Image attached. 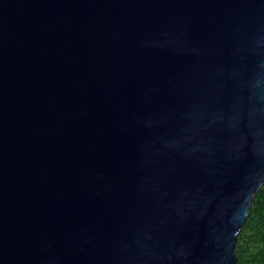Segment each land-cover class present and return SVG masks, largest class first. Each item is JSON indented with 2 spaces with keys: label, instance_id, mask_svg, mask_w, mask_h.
<instances>
[{
  "label": "water",
  "instance_id": "obj_1",
  "mask_svg": "<svg viewBox=\"0 0 264 264\" xmlns=\"http://www.w3.org/2000/svg\"><path fill=\"white\" fill-rule=\"evenodd\" d=\"M264 183V0H0V264H237Z\"/></svg>",
  "mask_w": 264,
  "mask_h": 264
},
{
  "label": "trees",
  "instance_id": "obj_2",
  "mask_svg": "<svg viewBox=\"0 0 264 264\" xmlns=\"http://www.w3.org/2000/svg\"><path fill=\"white\" fill-rule=\"evenodd\" d=\"M237 264H264V183L253 197L235 242Z\"/></svg>",
  "mask_w": 264,
  "mask_h": 264
}]
</instances>
